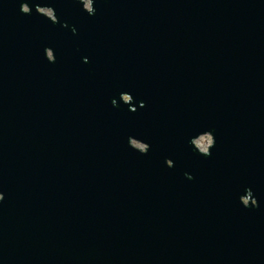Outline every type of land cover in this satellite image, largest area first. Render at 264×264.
Wrapping results in <instances>:
<instances>
[{
  "label": "water",
  "instance_id": "1",
  "mask_svg": "<svg viewBox=\"0 0 264 264\" xmlns=\"http://www.w3.org/2000/svg\"><path fill=\"white\" fill-rule=\"evenodd\" d=\"M88 2L0 0V264H264V0Z\"/></svg>",
  "mask_w": 264,
  "mask_h": 264
},
{
  "label": "rangeland",
  "instance_id": "2",
  "mask_svg": "<svg viewBox=\"0 0 264 264\" xmlns=\"http://www.w3.org/2000/svg\"><path fill=\"white\" fill-rule=\"evenodd\" d=\"M84 2H85V7L88 8L89 7L88 6V0H84ZM40 11H42L46 15H50V11H48V10H43L42 9ZM210 142H211V139H210V136L208 134L202 135V136H200V137H198L197 139L194 140L195 146L198 149L202 150V151L206 150V148L210 144ZM132 144L134 146L138 147V148H142L143 147V145L139 144L138 142H132Z\"/></svg>",
  "mask_w": 264,
  "mask_h": 264
},
{
  "label": "flooded vegetation",
  "instance_id": "3",
  "mask_svg": "<svg viewBox=\"0 0 264 264\" xmlns=\"http://www.w3.org/2000/svg\"><path fill=\"white\" fill-rule=\"evenodd\" d=\"M84 6H85V2H84ZM88 6H89V2H88ZM89 8V7H88ZM40 10H42V9H40ZM43 10H48V11H50V15H48V16H51L52 15V12H51V10L50 9H43Z\"/></svg>",
  "mask_w": 264,
  "mask_h": 264
}]
</instances>
